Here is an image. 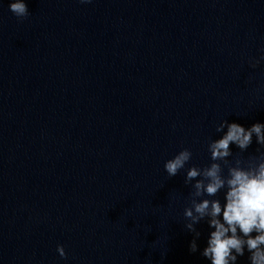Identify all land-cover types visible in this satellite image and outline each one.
Masks as SVG:
<instances>
[{
	"label": "clouds",
	"instance_id": "obj_1",
	"mask_svg": "<svg viewBox=\"0 0 264 264\" xmlns=\"http://www.w3.org/2000/svg\"><path fill=\"white\" fill-rule=\"evenodd\" d=\"M9 10L18 19L29 15L25 0H11ZM259 62L250 60L252 67ZM216 131L223 135L207 145L211 163L203 167L192 165L186 171L185 184H190L192 191L190 206L184 209L188 221L185 227L194 234L189 250L192 253L198 250L196 240L201 234L196 225L206 220L212 231L201 255L210 264H236L246 251L250 264H264V151L258 149V155L246 160L239 154L232 161L228 159L233 157L231 145L243 153L253 144V137L257 145L264 147V123L257 122L245 128L223 120ZM192 156L191 150L183 148L166 160L164 169L168 176L174 177L185 169ZM221 191L224 192L223 204L219 199L206 198L216 197ZM57 252L61 258H66L63 245H57Z\"/></svg>",
	"mask_w": 264,
	"mask_h": 264
}]
</instances>
